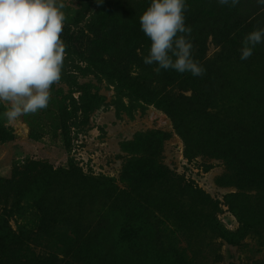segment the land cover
I'll use <instances>...</instances> for the list:
<instances>
[{"label": "rangeland", "instance_id": "1", "mask_svg": "<svg viewBox=\"0 0 264 264\" xmlns=\"http://www.w3.org/2000/svg\"><path fill=\"white\" fill-rule=\"evenodd\" d=\"M150 3L65 0L61 39L66 56L48 107L8 124L2 118L8 105L0 103V180L9 179L19 165L43 162L67 171L73 166L89 177H108L117 190L86 189L74 173L42 176L31 184L30 193L45 216L25 207L24 216L16 212L6 216L0 231L27 225L45 232L53 219L69 220L83 238L70 255L71 264H177L175 252L168 253L163 246L173 240L172 231L182 246L191 249L196 264H264V192L242 186L222 160L205 153L210 148L225 150L245 171L264 176V44L256 45L247 60L240 59L244 37L264 27V6L256 0H240L235 7L221 6L217 0H187L185 23L192 29L193 57L205 66L204 74L192 79L197 84L205 81L213 95L235 99L227 112L231 118L208 110L213 116L195 145L186 144L163 108H176L182 121L191 110L197 114L198 105L186 99L192 97L191 89L170 82L166 93L171 98L160 97V105L137 85L139 80H133L142 69L155 71L156 65L143 62L151 41L147 46L136 38L132 50L137 58H131L138 63L130 65L123 61L133 55L124 38L107 36L106 48L88 47L108 33L111 23L121 32L130 23L141 31L140 16ZM83 48H88L86 55ZM123 52L119 66L126 67V75L133 79L125 80L134 82V87L119 85L110 77L112 63L99 61L100 55L109 61L110 54L119 61ZM92 54L103 71H77L78 65H86L79 58L87 60ZM170 70L160 72L165 76ZM150 154L175 178L173 190L165 193L156 187L158 192L129 194L122 181L124 172L138 168L135 163ZM223 232L234 234L241 245L227 242Z\"/></svg>", "mask_w": 264, "mask_h": 264}, {"label": "trees", "instance_id": "2", "mask_svg": "<svg viewBox=\"0 0 264 264\" xmlns=\"http://www.w3.org/2000/svg\"><path fill=\"white\" fill-rule=\"evenodd\" d=\"M102 13L105 14L104 12ZM108 30V33L106 32L101 38L91 42L88 47L106 48L110 43V41H106L108 39L107 36H114L113 39L117 40L119 38H124L126 46H129V53H133V55H127V60L123 61L127 65L138 63L137 60L133 61L134 58H137V55L136 52L132 50V47H134L132 44L136 43V38H141L140 43L146 42V45L149 46V38L146 35L144 37L138 26L135 24L132 25L131 23L130 27L125 28L123 32H121L114 23H111ZM83 49L81 53L86 55L88 48ZM197 53L200 55L203 54L204 49L201 50L200 48ZM73 54L77 55L75 52ZM121 55H126V53H120L117 58H121ZM132 56L133 59L131 58ZM113 59L114 57L111 54L109 61L101 55L99 56V61L101 63H112L113 76L110 77L115 79L119 85L127 84L134 87V82L125 80L126 76L133 79L129 74L126 75V67L123 64L119 66L120 59L119 61H114ZM79 60L81 63L85 62L86 65L85 67L78 65L76 67L77 71L86 72L87 69L91 70V68H94L95 71H103L97 68V63L99 61L94 54L90 55L87 60H81L80 58ZM201 65L203 66V63H201ZM170 71V74L163 71L165 75L163 76L161 72L157 74L155 71L151 72L148 69H142L141 72L138 73V77L133 80H139L140 83L137 85L148 90L150 95L153 94L151 100L158 101L160 105L163 103L161 100L171 98L170 94L166 93L169 87L168 84L173 83V85H178L184 90L191 89L193 93L192 97L186 99L198 105V113L196 114L194 110H191L186 121H182L179 113L177 114L176 108L162 107L178 126L186 144L194 143L197 145L198 142H196V140L201 139L202 129L205 128L207 120L211 119L213 116L208 110H216L222 117L229 118L230 116L227 112L232 108L230 105L235 102V99L232 97L225 96L224 98V96L221 95H213L205 84V81H201L197 84V82L192 79L193 76L190 73L175 75L176 73L173 70ZM165 83H167V85ZM190 84H192V88H190ZM184 85H187L188 88H185ZM246 109L247 107L242 110ZM196 130L197 132H195ZM215 137H218L217 133ZM205 153L216 159L222 160L230 173L240 181L242 186L248 184L259 192H264V176L255 174V172L245 171L241 163L232 154L216 148H210L209 150L205 149ZM135 165L138 166V168L131 167L127 169L123 175L122 181L127 185V192L129 194L142 196L144 194L156 192L155 190L158 192V188L165 193H169L173 190L176 180L167 169L159 164L155 154H150L146 160L138 161ZM73 173L80 181L87 184L86 189L89 188L91 190L102 186L108 192L117 190V187L114 186L112 180L108 179V177H89L85 175L82 170L73 168V166L67 171L62 168L55 169L43 162H27L25 165H19V167L15 168L9 179L0 180V229L4 228L6 223L5 218L12 212L24 216L21 213L25 210V207L36 208L39 216H45V211L38 206L37 201L31 196V184H36L37 180L42 178V176H65ZM54 214V216L60 215H57L55 212ZM247 226L249 228L252 227V223H247ZM38 229L41 228L38 227ZM161 231L163 233L167 232L165 228ZM222 235L230 244L236 246L241 245L240 241L236 240L234 234L223 232ZM170 236L173 240L170 241L168 246L166 243L163 244L164 250L168 253L175 252L177 264H196L195 255H193L189 247L182 246L179 243L180 240L177 233L172 231ZM82 239L83 238L78 235L69 220L63 222L53 219L49 224V229L45 232L34 231V229H30L27 225L20 226L17 231L7 228L5 231H0V250L3 260L2 262L0 261V264H71L70 255L74 252L75 247L83 241ZM169 246L172 247L168 248ZM38 248H42V250L38 252ZM256 262L258 263V261H255V264H257Z\"/></svg>", "mask_w": 264, "mask_h": 264}, {"label": "clouds", "instance_id": "3", "mask_svg": "<svg viewBox=\"0 0 264 264\" xmlns=\"http://www.w3.org/2000/svg\"><path fill=\"white\" fill-rule=\"evenodd\" d=\"M102 3L103 0H97ZM235 7L240 0H217ZM264 6V0H256ZM65 0H0V103L6 123L46 109L51 88L62 77L66 45L61 34L66 22ZM187 0H151L140 16L141 31L151 41L146 65L180 74L202 76L204 67L193 57ZM264 44V27L249 32L240 49L241 60Z\"/></svg>", "mask_w": 264, "mask_h": 264}]
</instances>
